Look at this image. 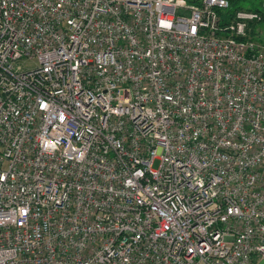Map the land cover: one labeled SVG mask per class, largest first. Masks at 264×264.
Returning a JSON list of instances; mask_svg holds the SVG:
<instances>
[{"label": "built area", "instance_id": "2783aa9c", "mask_svg": "<svg viewBox=\"0 0 264 264\" xmlns=\"http://www.w3.org/2000/svg\"><path fill=\"white\" fill-rule=\"evenodd\" d=\"M260 20L0 0V264L264 261Z\"/></svg>", "mask_w": 264, "mask_h": 264}, {"label": "trees", "instance_id": "16d2710c", "mask_svg": "<svg viewBox=\"0 0 264 264\" xmlns=\"http://www.w3.org/2000/svg\"><path fill=\"white\" fill-rule=\"evenodd\" d=\"M188 3H193L196 0H186ZM231 8V12L238 10L254 11L261 14L260 21H254L249 24L248 35L251 39H255L256 27L264 23V11L261 9L262 0H228Z\"/></svg>", "mask_w": 264, "mask_h": 264}, {"label": "rangeland", "instance_id": "374dc122", "mask_svg": "<svg viewBox=\"0 0 264 264\" xmlns=\"http://www.w3.org/2000/svg\"><path fill=\"white\" fill-rule=\"evenodd\" d=\"M255 36L256 38L253 39L255 42L264 44V23H261L256 27ZM19 64L20 66H22L23 69H32L37 65L35 60H32V61L24 60V61H20Z\"/></svg>", "mask_w": 264, "mask_h": 264}, {"label": "water", "instance_id": "95a60500", "mask_svg": "<svg viewBox=\"0 0 264 264\" xmlns=\"http://www.w3.org/2000/svg\"><path fill=\"white\" fill-rule=\"evenodd\" d=\"M259 264H264V261L260 262Z\"/></svg>", "mask_w": 264, "mask_h": 264}]
</instances>
